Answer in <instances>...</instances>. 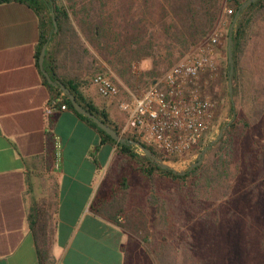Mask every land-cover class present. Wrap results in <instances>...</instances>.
<instances>
[{"label": "trees", "instance_id": "1", "mask_svg": "<svg viewBox=\"0 0 264 264\" xmlns=\"http://www.w3.org/2000/svg\"><path fill=\"white\" fill-rule=\"evenodd\" d=\"M10 1L28 5L38 16L37 64L41 47L48 40L43 62L45 70L53 80L61 81L83 107L117 132H120L119 126L79 94L81 81L92 79L101 71L99 64L87 59L89 50L100 56L117 78L135 91V75L131 73L135 62L151 59L150 68L143 72L151 77L147 87L163 69H169L208 35L221 6V0H0V3ZM242 1L235 2L231 19ZM51 10L57 23L56 32ZM232 53V77L236 82L233 95L237 106L231 105V119L206 157L199 165L186 168L183 174L160 168L131 143L116 142L93 120L77 113L65 94L60 97V88L49 84L42 75L49 89L56 92L51 95L54 108L67 106L93 127L103 142L116 144L114 171L118 172L128 163L145 177L146 191L133 187L127 177H119L117 184L102 197L100 205L92 208L122 227L127 232V242L137 239L144 244L157 264H176L172 244L156 239L163 231H176L189 225L188 233L180 239V264H211L208 247L212 239L209 238L215 236L222 218L233 233L239 231L244 222L241 232L247 248L248 239L256 230L252 226L256 218L251 217V213L264 216V184L260 174L263 153L251 147L240 155L237 147L238 138L258 122L264 136V0L252 2L240 12L232 31ZM252 57L253 64L249 61ZM123 136L139 141L163 161L177 160L161 154L138 134ZM223 199L226 203L218 204ZM120 217L124 221L120 222ZM49 219L47 205L34 203L29 225L38 264H54L55 261L51 253L53 228ZM261 226L258 242L263 250L264 225ZM195 231L200 241L193 246ZM230 241L233 245V238ZM126 245L122 246L123 251ZM231 250L233 253L234 247Z\"/></svg>", "mask_w": 264, "mask_h": 264}, {"label": "crops", "instance_id": "2", "mask_svg": "<svg viewBox=\"0 0 264 264\" xmlns=\"http://www.w3.org/2000/svg\"><path fill=\"white\" fill-rule=\"evenodd\" d=\"M38 40L39 19L31 7L0 3V264H38L29 225L34 203L49 208L54 264H125L127 232L92 207L119 177H129L127 167L114 171L116 144L103 142L71 109L46 114L56 92L36 62ZM140 64L148 69L151 61ZM78 91L111 123L123 124L114 98L100 96L91 78Z\"/></svg>", "mask_w": 264, "mask_h": 264}, {"label": "built area", "instance_id": "3", "mask_svg": "<svg viewBox=\"0 0 264 264\" xmlns=\"http://www.w3.org/2000/svg\"><path fill=\"white\" fill-rule=\"evenodd\" d=\"M223 12L230 15L233 10L224 6ZM221 42V33L215 27L139 94L127 90L129 97L118 104L124 113L119 133L138 134L161 154L171 158L195 155L213 126L215 101L204 93L202 77L216 73V48ZM92 83L102 97L116 98L120 93L119 83L110 70L96 73ZM64 108L67 106L62 105L59 109ZM55 109L58 108H54V100L49 99L46 114ZM119 220L123 221V218Z\"/></svg>", "mask_w": 264, "mask_h": 264}, {"label": "rangeland", "instance_id": "4", "mask_svg": "<svg viewBox=\"0 0 264 264\" xmlns=\"http://www.w3.org/2000/svg\"><path fill=\"white\" fill-rule=\"evenodd\" d=\"M235 2L236 1L233 0H221L219 15L213 27V29L215 27H218L221 33V40H222L221 44L218 45L216 48L215 61L217 65V70L215 74H209L202 77L203 80L202 87L204 93L209 94V96L215 101L213 126L210 132L208 133V135L205 138H203L202 141L200 142V148L197 150V153L195 155L183 159H177V160L172 159L166 161V163H168L176 171H181L188 168L189 165L196 160L197 155L201 152L202 148L208 143H210L222 128L223 131L225 130V128L227 127V123L231 119V110H230L231 105L234 104L235 107L237 106V98L236 96L233 95V88L236 85V82L233 79V77L231 78V84H232L231 92H229V88H228L229 87L228 63H227V54H226L227 34L229 31L230 23L232 21L231 19L232 14L229 15L223 12L224 6H228L232 8V10H234ZM210 32L208 34H210ZM205 38H203L202 40H204ZM87 59L93 60L99 65H100L99 61H104L102 58H100V56L94 54L92 50H89ZM148 60L151 61L150 58H148ZM140 61L135 62L131 68V73L135 75V78L133 80V83L135 84V91L129 89V87L123 84L111 69L113 76L119 83V88H120L119 95L113 99L117 105L119 104L120 100L127 99L129 97L127 90L131 91L134 94H139L141 90L151 80L150 76L143 75V72H145L148 69H145L144 65L140 64ZM249 61H251V63L253 64V57L251 58V60L249 59ZM165 69H163L161 73L156 76H160L165 71ZM101 70H107V69L103 67L101 68ZM237 147L240 155L243 154L242 152L244 149H248L251 147L260 149L262 151L263 165L260 174H261V178H263L262 183L264 184V136L262 133V127L260 122L252 125L242 137L238 138ZM136 150L138 152H142L139 147H137ZM205 157H206V153L204 155V158ZM124 165L127 167L128 170V176H129L128 178L130 184L133 187L138 186L142 188L143 191H146L147 181L145 177L136 170H134L131 164L127 163ZM226 201L227 200L223 199L218 204H225ZM251 214H252L251 217L256 218V221H254V224L252 225L253 227H255L256 230H253L252 235L249 237L248 239L249 246L247 248L245 247V243H244L245 242L244 235L241 232L244 226V222L241 223V228L239 229L240 232L237 231L236 233H233L231 232V230H228L227 222H224L223 218L220 220L217 228L215 229V236L209 238L212 239L209 241L210 245L208 247L209 258L211 257L209 261H211V264H264V249L261 250L259 248V242H258L259 234L262 233L261 225H264L263 223L264 216L260 213H255V215H253V213ZM261 220L262 222H260ZM187 226L189 225H183L176 231H171V232L163 231L156 235V239L164 240L172 244L173 252L176 256V264H180L181 262L180 251L182 248L180 244V239L181 237H184L185 234L188 233ZM195 230H197V228ZM198 231L199 234H201V230ZM198 231H195L196 236L193 242V246H195L194 244L197 241H200V238H197ZM231 238H233V245H231V241H230ZM126 244H127L125 250L126 264H157L155 260L151 257L150 253L148 252L147 247L144 244H142L139 240L135 239L130 242H127ZM232 247H234L233 253L231 250Z\"/></svg>", "mask_w": 264, "mask_h": 264}, {"label": "water", "instance_id": "5", "mask_svg": "<svg viewBox=\"0 0 264 264\" xmlns=\"http://www.w3.org/2000/svg\"><path fill=\"white\" fill-rule=\"evenodd\" d=\"M255 1H257V0H244V1H242L239 4V6L237 7V9L235 10L234 16H233L232 21L230 23L229 31L227 34V45H226V54H227V63H228V83H229L228 88H229V92H231V89H232L231 78H232V73H233V69H234L233 53H232V31H233V27H234L236 20L238 19L239 15H240V12L242 10H244L249 4H251L252 2H255ZM51 18H52V23H53V31L56 32L57 31V23H56V19L54 16V12L52 10H51ZM47 44H48V40L42 45L40 53H39L38 66L40 68V71L45 76V78L49 84H51L55 87H59L60 90L62 91V93L68 97L72 107L74 108V110L77 113L85 115L86 117L93 120V122L96 124L97 127H99L101 130L106 132L116 142L131 143L132 145L139 147L140 150L142 151V153L147 158H149L152 162L156 163L157 166H159L160 168L172 169L175 173H180V174L185 173L184 170L176 171L175 169H173L168 163H166V161L161 160V158L158 157L156 154H154L151 149L147 148L146 146L141 144L139 141L131 140V139L127 138L126 136L121 135L114 128H112L107 123H105L101 118H99L96 114H94L93 112H91V111L87 110L85 107H83L77 101V99L75 98V95L73 93H71V91L61 81H59L57 79L53 80L51 78L50 74L47 72V70H45V68L43 66ZM222 133H223V128L220 130V132L215 136V138L210 143H208L207 145H205L202 148L201 152L197 155L196 160L189 165V169L193 168L196 165H199L202 162L205 153L208 151V149L211 147V145L214 142H216L220 139V137L222 136Z\"/></svg>", "mask_w": 264, "mask_h": 264}]
</instances>
